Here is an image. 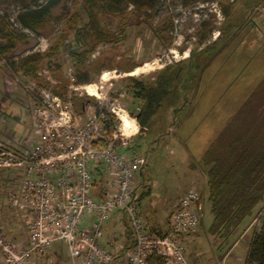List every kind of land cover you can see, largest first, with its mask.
<instances>
[{"label":"rangeland","instance_id":"1","mask_svg":"<svg viewBox=\"0 0 264 264\" xmlns=\"http://www.w3.org/2000/svg\"><path fill=\"white\" fill-rule=\"evenodd\" d=\"M27 1L0 0V22L18 30L16 15ZM45 1L39 0L38 4ZM221 7L228 8L226 16ZM52 15V20L37 34L23 31L26 40L17 43L7 58H0V136L10 125L6 126L4 120L8 111L5 105L10 109L14 105L16 113L22 110L26 114L18 84L22 77L13 72L11 63L15 65L28 53L43 54L50 44L59 43L56 58L59 69L53 70V66L43 61L38 82L49 84L45 80L49 78L53 90H67L66 69L72 68L67 53L71 49L73 30L86 20L82 0H62L52 9ZM261 18L264 19V0H158L147 16L135 15L132 7L117 16L99 13L97 19L102 29L117 37L115 44L96 49L95 57L99 56L96 64L101 69L91 73L90 78L91 84L96 86L99 103L94 97L79 98L78 92L71 93L73 110L78 115L81 105L85 104L108 113L119 106L133 116L141 108V101L133 98L127 79L132 77L148 85L165 69L178 68L169 94L162 99L160 108L144 128V134L136 135L130 142V148L145 158L141 173L144 182L137 193L142 195L139 203L143 209L151 205L155 209L153 215L161 216L160 224L153 225L156 229L166 223V217L162 218L164 214L173 211L179 198L189 190L201 196L199 213L202 218L198 232L207 239L202 241L200 237L198 242L200 248L215 255L222 249L213 248L207 233L212 216L205 189V169L200 163L229 118L252 91L264 85V20ZM249 20L255 26L252 27L251 22L248 24ZM203 23L206 24L204 30ZM204 32H209V37L200 44L199 36ZM234 33H237L235 39ZM133 64L138 67L132 71L144 64L150 71L135 76L129 75L132 71L123 72V68ZM57 80L65 81L63 89ZM25 118L29 124V118L26 115ZM3 142L0 139L1 145ZM143 215L148 220V214L144 212ZM253 219L256 220L253 226L232 250L235 256H244L251 232L257 230L264 219V201L255 209ZM151 232L156 233V230ZM61 247L63 264H69L67 251L64 245ZM200 248L196 253L192 250L190 256L183 249L188 264H194L192 259ZM197 259L200 264L207 257Z\"/></svg>","mask_w":264,"mask_h":264},{"label":"built area","instance_id":"2","mask_svg":"<svg viewBox=\"0 0 264 264\" xmlns=\"http://www.w3.org/2000/svg\"><path fill=\"white\" fill-rule=\"evenodd\" d=\"M66 77L67 90L61 95L49 78L43 85L18 81L29 124L22 136L7 133L0 144L4 209L17 231L11 238L0 224V264H37L57 243L64 245L69 264H150L152 259L188 264L183 243L196 233L202 218L198 195L189 190L179 198L165 216L162 236L151 232L137 193L145 158L129 149L139 130V110L132 116L119 106L108 113L82 104L78 115L71 93L98 102L97 89L94 84L76 85L70 67ZM121 116L130 122L126 129ZM94 172L101 173V183ZM114 214L122 220L121 235L129 236L127 248L116 243V234L101 244L102 227Z\"/></svg>","mask_w":264,"mask_h":264},{"label":"trees","instance_id":"3","mask_svg":"<svg viewBox=\"0 0 264 264\" xmlns=\"http://www.w3.org/2000/svg\"><path fill=\"white\" fill-rule=\"evenodd\" d=\"M38 1L28 0L27 4H23V9L16 15L18 30L7 26L3 21L0 22V58H7L16 49L17 43L26 40L23 31L37 34L50 22L53 18L52 9L62 0H47L43 4H38ZM157 3L158 0H82L86 20L78 28H74L71 49L67 53L74 83L91 84L90 74L101 69V66L96 64L99 58L95 57L96 49L117 42L113 33L100 26L97 19L99 13L117 16L132 7L135 15L147 16ZM221 10L226 16L228 8L221 7ZM205 27L206 24L203 23L202 29ZM209 32L200 34V44L208 39ZM59 49V43L50 44L45 53H28L20 57L15 65L11 63L10 66L23 80H38L40 64L43 61L46 60L48 65L53 66V70L59 69L56 62ZM207 51L205 50L206 53ZM136 67L138 66L133 64L122 70L124 73H130ZM168 71L170 70L165 69L159 73L154 82L148 85L132 77L127 79L131 84L129 88L133 98L141 101V108L135 117L139 126L137 135L144 134V128L160 108L162 99L169 94L168 90L178 76V68L170 73ZM57 81L63 89L65 81ZM263 87L264 85L250 93L201 158L200 165L205 169L207 202L212 216L207 233L221 245H227L237 229H243L244 225L248 222L249 225L254 220L255 209L264 201ZM54 92L61 95L63 91ZM94 174L97 175L98 184L101 183V173ZM141 198L142 195L139 200ZM200 198L201 196L198 197V204ZM247 231L245 229L244 234ZM156 234L162 236L164 233L159 231ZM235 238L236 241L241 239L236 236ZM245 249L243 264H264V219L258 229L251 232ZM150 264H161V261L152 259Z\"/></svg>","mask_w":264,"mask_h":264},{"label":"crops","instance_id":"4","mask_svg":"<svg viewBox=\"0 0 264 264\" xmlns=\"http://www.w3.org/2000/svg\"><path fill=\"white\" fill-rule=\"evenodd\" d=\"M22 103V101H21ZM5 104V103H4ZM4 108H6L7 111V116L4 117V120L6 121V126L9 125V129L4 132L3 136H0L1 141L5 140L8 136L7 133H10V135H14L15 137H20L22 136V134L25 132V129L28 126V121L25 118V114L22 112V110H18V112L16 113L15 110V106L12 105L13 109H10L8 106H4ZM21 109V107H20ZM15 113V115H12V113ZM18 120V122H17ZM14 121V122H12ZM13 125V126H12ZM15 126V127H14ZM6 135V136H5ZM143 172V171H142ZM140 175V179H139V185L142 184L144 182V176ZM205 179V178H204ZM146 183V182H145ZM6 184V179H4L3 174L0 175V224H3L5 226V233L7 234V236L9 237H15L17 235V231L13 225L14 220L11 219L7 212L4 209V200H3V190ZM147 202V201H146ZM172 203V202H171ZM200 203V202H199ZM148 204V203H147ZM197 207L200 210V205L198 204ZM151 208V209H150ZM149 210V211H148ZM139 211L141 213V215L145 218V220L148 223V228L149 230H156V232L161 231L162 233H164L166 231V223H164V225H159L161 227H158L160 229H156L153 225L156 224H160V220H161V216L157 215L154 216L155 214V209H152L151 205H145L144 209H143V205L141 203H139ZM145 213L148 214L147 218L143 215ZM162 212V210L160 211ZM154 214V215H153ZM155 217L154 219H149L152 217ZM166 214H164V216L162 218H165ZM155 221V222H154ZM166 221V220H165ZM90 221L84 220L83 224L87 225ZM249 223V222H248ZM248 223L246 225H244L243 229L242 227L237 229L236 232L234 233L233 237L230 239L229 243L232 241V243H228L227 245H221L220 242H218L216 239L211 237V243L213 245V248L218 247L219 250H221V252L218 255H215L214 253H208V251H204L202 248H200V243L198 242V240L200 239V237L202 238L201 240L204 241V239L206 240L207 236L203 237L202 234H200L198 232V228L196 233L184 240L183 243V249L185 250V254L187 256H190L192 254V250H194V253H196L195 250H197L198 248H200V250L197 251V255L194 256V258L192 259V263L194 264H198V259L197 258H202L203 256L207 257V259L205 261H202L200 264H221V260L223 255L227 252H229V257L222 263V264H236L237 262H239V264H243V259L244 256H235L232 253L233 248H235L239 241H236L233 244V240L234 237H238L239 238L242 237V235H244V231L248 225ZM121 225H122V220L120 219L118 214H114L111 216V218L109 219V221L102 227V237H101V244L102 245H106L107 242L109 241V239L112 237L113 234H116L117 238V244L120 246H123V248H127L130 244V239L128 234H125V236L121 235L123 229H121ZM238 238V239H239ZM62 244H55L51 247L50 251L47 254V258L45 260L39 261L37 264H63V260H64V256L62 253ZM242 257V258H241ZM242 259V260H241ZM111 264H119L118 262H113Z\"/></svg>","mask_w":264,"mask_h":264},{"label":"bare ground","instance_id":"5","mask_svg":"<svg viewBox=\"0 0 264 264\" xmlns=\"http://www.w3.org/2000/svg\"><path fill=\"white\" fill-rule=\"evenodd\" d=\"M148 71H150V69L147 67V64H144L141 68H137V69H135L134 71H132L129 75L130 76H135V75H137L138 73H146V72H148ZM105 74H103V76H102V78H101V80L103 81L104 80V76ZM108 81V80H107ZM94 93V92H93ZM94 95V94H93ZM120 120H121V127H123L124 129H126L129 125H130V122L128 121V119L126 118V117H124V116H121L120 117Z\"/></svg>","mask_w":264,"mask_h":264},{"label":"flooded vegetation","instance_id":"6","mask_svg":"<svg viewBox=\"0 0 264 264\" xmlns=\"http://www.w3.org/2000/svg\"><path fill=\"white\" fill-rule=\"evenodd\" d=\"M261 19H263V18H261ZM261 19H259V21H260ZM263 20H264V19H263ZM248 22H249L248 24H250L251 21L249 20ZM246 23H247V22H246ZM246 23H245V24H246ZM251 23H252V22H251ZM253 26H255V25L252 23V27H253ZM256 29H257V28H256ZM257 30L260 32V27H259ZM236 35H237V33H234V36H233L234 39H235Z\"/></svg>","mask_w":264,"mask_h":264}]
</instances>
